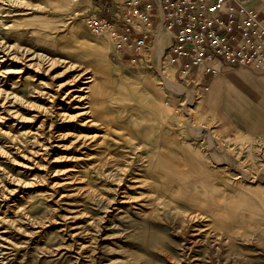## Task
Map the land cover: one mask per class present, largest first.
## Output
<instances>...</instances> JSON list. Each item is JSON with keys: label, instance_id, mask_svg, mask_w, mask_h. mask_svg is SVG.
<instances>
[{"label": "rangeland", "instance_id": "rangeland-1", "mask_svg": "<svg viewBox=\"0 0 264 264\" xmlns=\"http://www.w3.org/2000/svg\"><path fill=\"white\" fill-rule=\"evenodd\" d=\"M241 1L249 5L255 0ZM94 2L98 4L99 0ZM90 3V0H74L69 8L60 9L57 7V0H0V40L7 41L4 43L8 46L13 44L14 47L10 46V48H14L16 57L22 55L21 52L26 49L48 53L58 60L57 66L52 70V74L56 76L71 77L72 74L84 69L95 74L96 81L103 86V92L101 115H97V125L92 129L108 136L107 143L100 144L97 148L99 154H106L103 165L94 168L84 169L78 159L73 161L71 158H66L70 152L80 154L85 151L73 149L72 146L55 152L58 158L52 162L47 163L41 156L32 161L20 156L22 153H30L29 138L33 135L27 132V128L32 124L28 122L25 126L29 127L20 128L12 117L7 120L0 119V126H4L0 137L5 143L4 149L8 150V152L0 151V208L1 212L9 217L5 222L1 221L0 227L12 233L14 254L6 259L10 264H76L70 237L72 227L62 228L58 220L50 221L51 218H56L60 211L54 201L56 195H49L46 186L45 178L50 180L52 177L44 175L54 169L56 173L53 177L60 179L64 177L67 166L75 167L69 170L74 172L68 188L79 185L83 186L82 188L88 187L89 190L88 194L76 196L69 205L71 210H80L81 214L76 222L81 223L84 219L92 218L97 220L98 226L102 222L101 217L105 214H114L111 224L102 227L100 231L93 224L89 226L92 237L97 238L98 234L106 235L108 241H103V244L108 243L111 248L109 254L103 250L97 253V257L91 258L93 259L91 263L102 264L105 263L104 259H109L111 264H125V256L129 252L143 251L138 235V230L144 224L140 211L144 209L148 212L149 208L142 207L141 202L135 201L129 205L120 204L123 211L119 213L110 209L112 207L108 209L109 203L114 207L118 202L109 200L115 192L114 186L117 180L114 174L124 172L120 168L131 156L128 149L122 145V141L126 138L158 132L181 134L186 137L190 146L201 148L205 154L206 169L209 171H217L231 182L244 185H256L260 182L264 186V129H255L253 132L256 134V140L252 143L246 141L245 146L239 148H237L239 144L235 142L231 141L228 146L223 139H215L217 146L222 145L225 150L232 147H235V151L242 149L230 155L231 159H226V163H222L207 150V138L211 134L219 136L227 133L230 138L237 135V132L251 134L252 131L239 130L240 127L235 125L239 112L235 111V106L228 105V102L244 106L245 102L249 105L244 98L246 97L247 100L252 98L253 105H249L248 108L264 112V106L260 103L261 96L251 91L241 72H250L263 81L264 74L239 68L240 72L222 71L208 78L200 69L191 71L190 75L181 72L177 66L169 70L165 68L163 71L158 57L149 56L159 53L158 38L152 41L139 63H132L130 59L116 54L115 42L110 37L96 34L88 28L84 16ZM258 3L261 5L253 4L252 7L264 9V0H258ZM90 11L93 9L90 8L88 12ZM72 24L81 26L84 32L81 35H74L70 28ZM161 38H164V51L168 41L165 36ZM105 44L107 48L104 47ZM98 50H104L103 55L97 54ZM1 53L3 52H0L2 60ZM0 65L1 69H9L11 74L15 75L22 65V60L8 59L1 61ZM31 71L29 70V73L20 79L12 76L8 82L4 81V77L0 74V84L12 91L21 92L24 98H32L30 91L39 83L34 79V72ZM232 92L236 93L235 95L240 94L242 98L236 100L238 95L235 96ZM21 111L24 115L30 116L26 108L21 107ZM227 119L230 122L226 121ZM14 143L21 145L19 152L12 148ZM24 161L37 162L31 170H26ZM233 163L236 165L234 166ZM15 180L32 181V183L22 190H15L13 185ZM135 185L130 190L134 195L137 191L148 190L147 186L141 187L137 183ZM123 186L126 185L123 183ZM65 189L59 185L58 192ZM247 193L254 197L250 191ZM13 202L14 205L6 208L7 204ZM58 202H66V199L63 198ZM159 210L163 213V208L159 207ZM25 216L37 221L40 227L35 228L36 224L26 222ZM105 220L102 223H109ZM81 229L77 227L74 231ZM154 231L165 236L167 241H172L167 258L157 261V264H184L182 261L171 262L178 261L175 255L176 251H179L178 246L173 243L179 242L181 235L173 227L167 226L164 220L159 221ZM79 240L84 242L88 237L83 236ZM94 245L95 240L92 243V246ZM237 245L242 247L252 261L246 262L239 258L233 263L264 264V238L260 244L252 240L247 241L246 244L239 240ZM45 248L49 250L46 252ZM101 256L103 258H99Z\"/></svg>", "mask_w": 264, "mask_h": 264}, {"label": "bare ground", "instance_id": "bare-ground-1", "mask_svg": "<svg viewBox=\"0 0 264 264\" xmlns=\"http://www.w3.org/2000/svg\"><path fill=\"white\" fill-rule=\"evenodd\" d=\"M73 1L57 0V7L69 8ZM70 28L74 35H81L84 32L79 25L72 24ZM163 36L165 34H160L157 39L160 55L164 52V38H161ZM165 37L169 38V36ZM4 42V39L0 40V52H3L0 60L14 61L17 58L22 60V65L15 75H12L9 69H1L0 65V74L4 77V81L8 82L12 76L23 78L29 70H32L34 79L39 83L30 91L32 98H24L21 92L12 91L0 84V119L7 120L12 117L20 128L29 127L25 126L28 122L32 124L27 128V132L33 135L29 138L30 153H22L20 156L32 161L41 156L49 163L58 158L55 152L72 146L73 149L85 151L80 154L70 152L66 158H71L73 161L78 159L84 169L103 165L106 154H99L97 148L100 144L107 143L108 136L92 129L97 125V115H101L103 92V86L98 84L95 74L84 69L72 74L71 77L66 76L67 79L56 76L52 74V70L58 64L55 56L26 49L21 52L22 55L16 57L14 48H10V46L14 47L13 44L8 46L5 44L7 41ZM104 47L107 48V44ZM96 53L103 55L104 50H98ZM21 107L29 110L30 116L24 115ZM3 129L4 126H0V134L3 133ZM185 138L181 134L158 132L151 135L141 134L122 141V145L128 149L131 156L120 168L124 171L122 174L113 173L117 181L114 186V196L109 200L118 202L114 207L109 203L108 209L112 207L110 209L119 213L123 211L120 204L129 205L135 201L141 202L142 207L149 208L148 212L144 209L140 211L144 224L138 230V235L143 251L129 252L125 256V264H157V261L167 258L172 241H167L165 236L154 231L161 220L181 235L179 242L173 243L178 246L179 251L175 253L178 261L171 262L235 264L233 262L239 258L251 262L252 259L247 257L237 243L239 240L246 244L250 240L259 244L263 241L264 186L256 180L258 182L256 185L231 182L221 173L209 171L206 169L205 154L201 148L190 146ZM207 139V150L210 153L222 163H226V159H231L217 146L214 135L211 134ZM4 147L5 143L0 137V151L8 152ZM12 148L19 152L21 145L14 143ZM36 162L24 161L23 164L26 170H31ZM72 168L75 167L67 166L64 177L60 179L53 177L56 173L54 169L44 173L52 177L50 180L45 178L46 186L49 195H56L54 201L60 211L57 217L51 218L50 221L58 220L62 228L72 227L70 237L75 253L74 263L92 264V257H97V253L102 250L109 254L111 248L108 243L103 244L108 241L106 235L98 234L97 238L100 240H97L90 234L92 231L89 226L93 224L100 231L102 227L111 224L114 214H105L101 217V221L106 219L105 221L109 223L101 222L98 226L97 220L92 218L84 219L81 223L76 222L81 214L80 210H71L69 205L76 196L88 194L89 190L88 187L82 188L83 186L79 185L68 188L73 179L74 170L69 171ZM232 169L236 171L234 167ZM129 174L130 176L127 177ZM127 181L129 182L126 183ZM30 183L32 181H13L15 190H22ZM123 183L126 186H123ZM136 183L141 187L147 186L148 190L137 191L134 195L130 190L136 186ZM59 185L65 187V191L58 192ZM245 190L253 193L254 197ZM63 198L66 202L59 203L58 201ZM14 204L15 202L7 204L6 208ZM159 207L163 208V213L160 212ZM25 217L26 222L36 224L35 228L40 227L37 221L29 216ZM7 218L9 217L5 216L0 208V223L5 222ZM77 227L82 229L74 231ZM2 228L0 227V264H10L6 259L14 254L12 233ZM83 236L88 237V240L84 242L79 240ZM94 240L95 245L92 246ZM45 250L47 252L49 249L45 248ZM104 260L105 263L102 264H111L109 259Z\"/></svg>", "mask_w": 264, "mask_h": 264}, {"label": "built area", "instance_id": "built-area-1", "mask_svg": "<svg viewBox=\"0 0 264 264\" xmlns=\"http://www.w3.org/2000/svg\"><path fill=\"white\" fill-rule=\"evenodd\" d=\"M94 1L88 7L93 11L84 16L86 25L110 37L116 54L132 63H139L152 41L165 34L169 43L163 54L149 55L158 57L163 71L177 66L190 75L200 69L210 78L225 67H247L264 74L261 8L241 0Z\"/></svg>", "mask_w": 264, "mask_h": 264}, {"label": "crops", "instance_id": "crops-1", "mask_svg": "<svg viewBox=\"0 0 264 264\" xmlns=\"http://www.w3.org/2000/svg\"><path fill=\"white\" fill-rule=\"evenodd\" d=\"M253 4L254 5H257V4L261 5V3H258V0L251 2V4H249V5L253 6ZM241 68H244V69L249 70V71L251 70L250 68H247V67H241ZM238 69L239 68H235V67H225V69L223 71L229 73V70L230 71L236 70V71L240 72V70H238ZM251 71H253V70H251ZM241 75H242L243 79L246 81V83L249 84V88L252 89L251 91H254L257 95L261 96L260 97L261 98L260 103L262 106H264V81L262 79L256 78L255 76L250 74V72H247V71H242ZM232 94L235 95L236 93L232 92ZM237 95H235V96H237L236 100L242 98V96L240 94L237 93ZM252 100H253L252 98L248 99V100L246 97L244 98V101H247L249 105L252 104L251 103ZM246 104L247 103L245 102V104L243 103L244 106H242V104H239V103L237 104V103L228 102V105L235 106V108H234L235 111L237 113L239 112L235 125L237 127H240L239 130L240 129H246L248 131H252L251 134H243L241 132H237V135H235L232 138H230V136L227 135V133H222L219 136L214 134L216 139H223L225 142H227L228 146L231 144V141L235 142L236 144H239V146L237 148H239L241 146H245L246 141L252 143L253 141L256 140V136H255L256 134H254L255 132H253V131L257 128L264 129V112H261L262 110H259V109L254 110V108L249 109L248 108L249 105H246ZM226 121H229V120L227 119ZM239 137H243V139L238 140ZM219 147L229 157H230V155H233V153L240 152V149H241L240 148L237 151H235V149H234L235 147H232L231 149H228V150H225V147L222 145Z\"/></svg>", "mask_w": 264, "mask_h": 264}]
</instances>
